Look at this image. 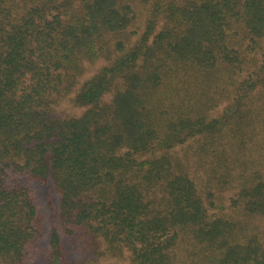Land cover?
Returning <instances> with one entry per match:
<instances>
[{"label": "trees", "instance_id": "1", "mask_svg": "<svg viewBox=\"0 0 264 264\" xmlns=\"http://www.w3.org/2000/svg\"><path fill=\"white\" fill-rule=\"evenodd\" d=\"M262 89L264 0H0V259L40 235L41 187L48 264L79 234L130 264H175L181 241L202 264H264ZM190 170L237 182V214L211 212Z\"/></svg>", "mask_w": 264, "mask_h": 264}, {"label": "rangeland", "instance_id": "2", "mask_svg": "<svg viewBox=\"0 0 264 264\" xmlns=\"http://www.w3.org/2000/svg\"><path fill=\"white\" fill-rule=\"evenodd\" d=\"M134 13L135 19L129 29V31L134 34L131 38V42H134V40L139 37L146 16V11L140 5L135 6ZM102 65L103 63L101 65L97 64L94 67L91 66L88 69L89 71H87V75L96 72ZM256 103H258V106H261L264 114V89L260 91L258 102L256 100ZM63 110L65 111L64 114L69 113L70 104H61L60 111L63 112ZM190 146H192L191 150ZM197 147L198 145L196 143H190V145L179 150L177 155L183 156V154L185 155L187 152L189 156L188 160L190 161L188 163L197 166V163L205 159L197 153L194 154ZM203 162L204 161H201V163ZM189 172L190 177L198 185L199 194L202 195L203 198L207 196L212 197L214 207L211 212H221L227 215L237 214L234 207H229V198L232 196L234 185L237 182L226 185L227 183L223 181H226L227 177L224 175V172L221 171H216L215 173L209 171V173L206 174H204L203 171L190 170ZM29 184L33 186L31 183ZM44 190H47V188ZM37 192L39 194V204H41L39 218L43 219L40 235L37 234L26 245L22 261L9 263L0 259V264H48L51 255L49 243L51 233L50 226L52 222H56L57 224V213L56 209H50L46 205L48 199L46 200L44 193H41V187L37 189ZM48 194V197L52 200L51 202L54 206L56 205L57 208L58 197L52 192H48ZM44 204L46 207H43ZM61 241L64 246L65 257L68 261L67 264H90L93 262L96 264H130L129 253L127 251L124 250L122 254L110 255L107 253L106 246L103 242L94 237L79 234L77 238H65L61 235ZM181 242H179L180 244H178L174 250L175 264H202L200 262H204L209 258L208 252H204L202 248L196 246L192 241H189V243Z\"/></svg>", "mask_w": 264, "mask_h": 264}]
</instances>
